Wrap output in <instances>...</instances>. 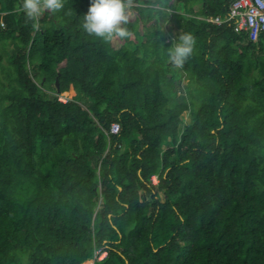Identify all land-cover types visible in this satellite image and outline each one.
<instances>
[{
	"label": "trees",
	"instance_id": "obj_1",
	"mask_svg": "<svg viewBox=\"0 0 264 264\" xmlns=\"http://www.w3.org/2000/svg\"><path fill=\"white\" fill-rule=\"evenodd\" d=\"M133 1L104 39L91 0H0V264H264V34L200 18L232 0Z\"/></svg>",
	"mask_w": 264,
	"mask_h": 264
},
{
	"label": "clouds",
	"instance_id": "obj_2",
	"mask_svg": "<svg viewBox=\"0 0 264 264\" xmlns=\"http://www.w3.org/2000/svg\"><path fill=\"white\" fill-rule=\"evenodd\" d=\"M22 11L27 19L35 21L46 11L57 12L63 9L64 0H22ZM127 0H91L90 7L83 15L84 30L104 39L128 36L125 25L129 19ZM195 37L191 33H183L178 42L169 49L170 62L182 67L194 51Z\"/></svg>",
	"mask_w": 264,
	"mask_h": 264
},
{
	"label": "built area",
	"instance_id": "obj_3",
	"mask_svg": "<svg viewBox=\"0 0 264 264\" xmlns=\"http://www.w3.org/2000/svg\"><path fill=\"white\" fill-rule=\"evenodd\" d=\"M200 18L216 25L232 26L234 32L243 33L250 40L257 41L259 35L264 34V0H232L225 13ZM59 100L65 101L66 97L59 95ZM119 130V123L112 122L108 132L117 134ZM151 178L154 184L158 182L156 175H152ZM105 255V250L96 248L87 264H93L95 260H101Z\"/></svg>",
	"mask_w": 264,
	"mask_h": 264
},
{
	"label": "rangeland",
	"instance_id": "obj_4",
	"mask_svg": "<svg viewBox=\"0 0 264 264\" xmlns=\"http://www.w3.org/2000/svg\"><path fill=\"white\" fill-rule=\"evenodd\" d=\"M173 1H174V0H171V2H173ZM127 3H128V5H129V13H128V14H130L131 16H132L133 14H136L135 10L132 9V7H133V6H136V5H139V3H137V2H135V1H133V0H127ZM194 6L196 7L195 9H197V8L200 6L199 2H195V3H194ZM181 8H182V6H181V4L179 3V4H178V10L181 11ZM138 31H139L140 33H143V32L145 31L144 26H143L142 23H141V24H138ZM131 39L134 40V36H131ZM175 66H176V65H175ZM187 81H188V80H187L186 78H182L181 83H182V84H185ZM180 93L183 94V92H182L181 90H180ZM181 117L183 118V120H184L185 123H187V122L190 121V116L188 115L187 111H183L182 114H181ZM88 262H89V261H85V262H83L82 264H87Z\"/></svg>",
	"mask_w": 264,
	"mask_h": 264
},
{
	"label": "water",
	"instance_id": "obj_5",
	"mask_svg": "<svg viewBox=\"0 0 264 264\" xmlns=\"http://www.w3.org/2000/svg\"><path fill=\"white\" fill-rule=\"evenodd\" d=\"M58 85H59L58 80H56V87H57V88H58Z\"/></svg>",
	"mask_w": 264,
	"mask_h": 264
}]
</instances>
